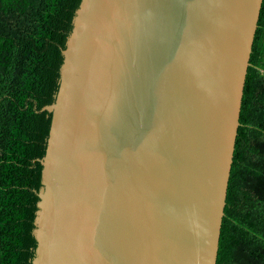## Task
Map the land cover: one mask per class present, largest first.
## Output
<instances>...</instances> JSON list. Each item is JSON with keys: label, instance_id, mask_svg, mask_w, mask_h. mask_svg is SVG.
<instances>
[{"label": "water", "instance_id": "95a60500", "mask_svg": "<svg viewBox=\"0 0 264 264\" xmlns=\"http://www.w3.org/2000/svg\"><path fill=\"white\" fill-rule=\"evenodd\" d=\"M263 4L82 0L35 264H217Z\"/></svg>", "mask_w": 264, "mask_h": 264}, {"label": "trees", "instance_id": "16d2710c", "mask_svg": "<svg viewBox=\"0 0 264 264\" xmlns=\"http://www.w3.org/2000/svg\"><path fill=\"white\" fill-rule=\"evenodd\" d=\"M82 0H0V264H35L43 159ZM217 264H264V4Z\"/></svg>", "mask_w": 264, "mask_h": 264}]
</instances>
